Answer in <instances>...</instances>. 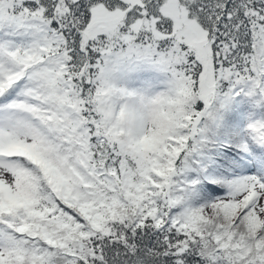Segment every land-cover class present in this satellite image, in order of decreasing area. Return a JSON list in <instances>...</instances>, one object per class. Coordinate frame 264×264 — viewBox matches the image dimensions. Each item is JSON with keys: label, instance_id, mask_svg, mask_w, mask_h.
<instances>
[{"label": "snow or ice", "instance_id": "snow-or-ice-1", "mask_svg": "<svg viewBox=\"0 0 264 264\" xmlns=\"http://www.w3.org/2000/svg\"><path fill=\"white\" fill-rule=\"evenodd\" d=\"M0 264H264V0H0Z\"/></svg>", "mask_w": 264, "mask_h": 264}]
</instances>
